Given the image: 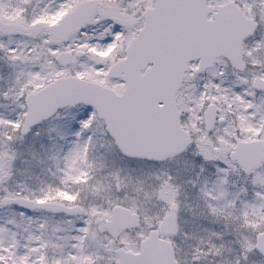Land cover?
<instances>
[{"label":"snow or ice","instance_id":"obj_1","mask_svg":"<svg viewBox=\"0 0 264 264\" xmlns=\"http://www.w3.org/2000/svg\"><path fill=\"white\" fill-rule=\"evenodd\" d=\"M0 264H264V0H0Z\"/></svg>","mask_w":264,"mask_h":264}]
</instances>
